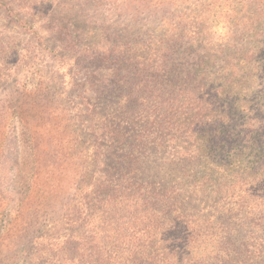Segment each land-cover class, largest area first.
Returning <instances> with one entry per match:
<instances>
[{
  "label": "trees",
  "instance_id": "16d2710c",
  "mask_svg": "<svg viewBox=\"0 0 264 264\" xmlns=\"http://www.w3.org/2000/svg\"><path fill=\"white\" fill-rule=\"evenodd\" d=\"M55 1L0 0V88L26 83L13 69L42 61L47 39L63 61L95 66L79 104L105 106L80 121L113 162H87L49 214L68 180L7 161L19 122L0 98V215L16 198L25 239L22 261L0 264H264V0H105L128 20L114 42ZM151 150L166 162H144Z\"/></svg>",
  "mask_w": 264,
  "mask_h": 264
},
{
  "label": "rangeland",
  "instance_id": "374dc122",
  "mask_svg": "<svg viewBox=\"0 0 264 264\" xmlns=\"http://www.w3.org/2000/svg\"><path fill=\"white\" fill-rule=\"evenodd\" d=\"M97 2L99 5L96 7L86 4L82 8L78 6L81 3L80 0H56L54 7L57 10L66 4L79 11L82 15L80 19L85 21L83 26L94 31V35L90 32L88 35L92 38L95 37V42L98 40L101 42L102 38H109L110 42H114V39L116 40L120 35V26L128 20L120 16L117 9L108 5L102 6L105 0ZM108 2L114 6L125 3L124 0H108ZM73 20L75 21V19ZM102 26L105 28L101 29ZM12 33L17 34L16 29ZM98 34L101 35L97 38ZM19 36L24 38L25 35L19 34ZM57 48L58 45L55 42L47 39L41 50V56H44L42 61L37 62V65L27 64L13 69V76L25 78L26 83L21 82L15 85L9 82L0 88V98L11 99L13 114L19 122L17 135H20V138L16 139L13 150L10 148L7 151V161L17 162L14 163V166H19L17 170H25L27 177L33 173L35 162H41L42 169L57 167V172H60L59 177L68 180L63 183V191L59 193V203L52 204L54 211L49 214L57 211L62 202H67L72 193V188L68 183H72L74 179H80L79 176L87 162H103L105 158L107 162H113L112 152L104 154L105 151L101 145L104 142L97 138L100 136V132L94 135L90 134L88 123L80 121L84 117L86 118L87 113L97 115L104 109L105 102L97 101L94 110H90L91 108L87 110L84 104H79L83 102V96H89L81 88L84 82L82 74L98 69L95 66H89L87 70L73 61H63L65 59L57 57L62 53ZM110 72V70L101 69L98 73L107 75ZM126 76H129L128 72L123 71L121 74L118 72L119 78L125 79ZM151 82L153 81L151 80ZM113 99H118V97H113ZM149 100L151 101L147 104V113L148 121H151L155 110V98L150 95ZM149 100L145 99V101ZM93 123H97V120ZM150 152L148 159L144 162L151 164L166 162L165 153L156 152V150ZM60 164H62L61 167ZM62 167H68L66 175ZM57 172L54 174L45 173L42 178H56ZM17 205V199L13 198L5 208L4 216L0 215V263L9 256H13V262L22 261L18 248L22 246L25 239L19 235L15 236L14 230L15 224H18L14 218L16 210L19 209ZM31 220L33 221L34 218ZM37 220L43 219L39 216ZM7 232V235H1V233L6 234ZM14 243L17 244V247H14Z\"/></svg>",
  "mask_w": 264,
  "mask_h": 264
}]
</instances>
